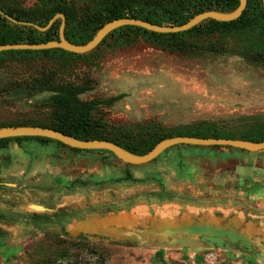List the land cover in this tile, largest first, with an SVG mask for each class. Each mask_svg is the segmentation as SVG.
Segmentation results:
<instances>
[{
	"label": "rangeland",
	"instance_id": "1",
	"mask_svg": "<svg viewBox=\"0 0 264 264\" xmlns=\"http://www.w3.org/2000/svg\"><path fill=\"white\" fill-rule=\"evenodd\" d=\"M19 1L32 7L44 0ZM129 40L112 37L80 61L42 58L1 64L0 123L50 122V95L28 91L42 72L51 73L55 85L87 87L83 101L125 94L112 108L97 109L94 118H103L113 129H141L142 136L200 123L250 132L254 122H264V66L227 54L238 45L234 37L192 39L199 49L189 54L163 50L141 35ZM240 154L255 153L180 146L149 164L133 166L100 151L73 152L37 143L18 148L11 143L0 150V264H43L57 254L65 257L56 264H200L207 255L214 256V264H264V209L255 206L241 211L251 214L242 223L245 234L241 232L251 251L235 243L206 250L199 240L176 249L125 239L132 229L150 228L158 209L176 211L180 205L189 211L193 197L208 195L198 181L187 180L189 173L232 171ZM126 174L143 183H114ZM130 216L137 219L134 227L124 223ZM228 216L229 221L235 218ZM109 217L120 219L110 227L115 236L74 231L81 222ZM79 235L85 240L77 239Z\"/></svg>",
	"mask_w": 264,
	"mask_h": 264
},
{
	"label": "trees",
	"instance_id": "2",
	"mask_svg": "<svg viewBox=\"0 0 264 264\" xmlns=\"http://www.w3.org/2000/svg\"><path fill=\"white\" fill-rule=\"evenodd\" d=\"M238 5L239 0H44L32 7H24L19 0H0V11L17 22L30 23L40 28H44L54 16L62 15L65 18L64 37L66 41L82 46L91 41L105 24L114 20L128 18L156 26L175 27L186 24L203 12L231 13ZM60 24L61 20L58 19L49 30L40 33L30 27L11 24L0 16V46L40 45L58 41ZM214 34L234 37V41L238 45L231 48L234 50L226 51L227 54L235 55L252 65L264 66V11L261 0H247L241 17L229 23L207 20L187 32L178 34H156L135 27H122L106 36L96 49L85 55L71 54L58 49L9 51L0 53V65L5 62L28 63L42 58L67 62L80 61L90 58L101 45L112 37H115L117 41H124L125 38L132 40L137 35H141L163 50L189 54L199 49L192 39L209 37ZM28 91L50 95L47 100L52 109L50 122L17 120L0 123V127L50 129L79 141H107L138 156L148 153L159 142L173 137L229 139L252 143L264 141V122H254L250 132L241 133L224 129L216 130L213 125L205 123L177 129L174 132H168V134H157L154 137L142 136L141 129H113L103 121V118H94V114L99 108H112L126 97L125 94L106 100L83 101L81 97L88 91L87 87L75 84L55 85L51 73L42 72L29 86ZM11 143H14L18 148H21L25 143L55 144L67 148L52 140L25 137L0 140V150H5ZM211 149L224 148L211 147ZM71 151L79 152L74 149ZM100 152L112 155L105 151ZM128 182L143 183L142 180L133 178L129 174L114 183ZM32 220L34 221V219ZM77 239L85 240L83 236H79ZM57 255L44 261L43 264H56L57 259L65 257L63 254Z\"/></svg>",
	"mask_w": 264,
	"mask_h": 264
},
{
	"label": "water",
	"instance_id": "3",
	"mask_svg": "<svg viewBox=\"0 0 264 264\" xmlns=\"http://www.w3.org/2000/svg\"><path fill=\"white\" fill-rule=\"evenodd\" d=\"M247 0H239L238 7L231 13H219L214 11L203 12L196 15L186 24L181 26H156L147 22L134 19H119L111 21L105 24L89 41L87 44L78 46L69 43L64 37V26L65 18L62 15L54 16L44 28H40L36 25L30 23H21L13 20L12 18L4 15L0 11V16L6 19L8 22L18 26L30 27L35 29L40 33H44L52 26V24L60 19L61 24L58 32V41L48 42L40 45H27V44H14V45H3L0 46V53L9 51H45V50H62L67 53L76 55H85L97 48V46L103 41V39L108 36L113 31L122 27H135L147 32L156 34H178L187 32L194 27L198 26L204 21L213 20L220 23L233 22L241 17L243 11L246 8ZM262 8L264 11V0H261ZM44 138L52 140L62 144L63 146L74 149L78 151H105L112 154L116 159L121 161L125 165L140 166L146 165L154 160H156L161 154L172 147H219V148H232L247 153H259L264 151V141L260 143H252L241 140H229V139H202V138H192V137H173L165 139L158 144H156L148 153L138 156L131 154L117 145L107 142V141H79L72 137L66 136L64 134L58 133L54 130L40 128V127H0V140L2 139H12V138ZM111 220L113 225L118 223L119 218L109 217L105 219H93L90 221H85L81 223H93ZM79 223V224H81ZM126 226H135L137 219L134 216L125 218ZM77 224V225H79ZM74 226V231L75 227ZM109 229L113 232L112 236H115L113 229ZM163 222L158 220L155 223L152 222L150 228L148 229H132L127 233L125 239L131 243L137 245H159L165 246L167 248L182 249L194 244L197 240H201L205 243L206 250L216 247L218 249H224V245L228 246V243L240 242L247 251H251V247L247 239L241 234H236L231 230H217L210 226H201L200 224L189 225L187 227H175V226H165ZM77 232V231H76ZM79 233V232H78ZM82 234V233H81ZM86 235V234H85ZM110 236V237H112ZM183 236L182 238H180ZM101 237V236H99ZM108 237V238H110ZM170 239V241H168Z\"/></svg>",
	"mask_w": 264,
	"mask_h": 264
},
{
	"label": "crops",
	"instance_id": "4",
	"mask_svg": "<svg viewBox=\"0 0 264 264\" xmlns=\"http://www.w3.org/2000/svg\"><path fill=\"white\" fill-rule=\"evenodd\" d=\"M263 153L264 151L248 154L247 157L241 154L236 156L233 159L236 164L232 171L218 170L209 176L195 170L190 172L187 180L194 184L198 181L199 185L204 186L205 193L208 191V195L202 196L200 193L202 197H193L196 201L192 203L189 211L180 205L176 211L171 208L158 209L157 220L167 224L165 226L185 228L200 224L217 230H231L245 234L242 223L251 214L246 215L241 211H245V207L253 209L254 206L264 209ZM206 178L208 181L205 182L203 179ZM217 213H221L220 216H217ZM227 215H234L235 218L231 217L232 221H229L230 216ZM248 228L253 229L252 224Z\"/></svg>",
	"mask_w": 264,
	"mask_h": 264
},
{
	"label": "bare ground",
	"instance_id": "5",
	"mask_svg": "<svg viewBox=\"0 0 264 264\" xmlns=\"http://www.w3.org/2000/svg\"><path fill=\"white\" fill-rule=\"evenodd\" d=\"M111 224H112L111 220L93 222V223H81L77 226H82L83 230L79 231L77 229V226L75 227V230L79 233L90 235V236L95 235V236H101V237H110L113 234L112 231H109V226Z\"/></svg>",
	"mask_w": 264,
	"mask_h": 264
},
{
	"label": "built area",
	"instance_id": "6",
	"mask_svg": "<svg viewBox=\"0 0 264 264\" xmlns=\"http://www.w3.org/2000/svg\"><path fill=\"white\" fill-rule=\"evenodd\" d=\"M214 256L207 255L200 264H214Z\"/></svg>",
	"mask_w": 264,
	"mask_h": 264
},
{
	"label": "flooded vegetation",
	"instance_id": "7",
	"mask_svg": "<svg viewBox=\"0 0 264 264\" xmlns=\"http://www.w3.org/2000/svg\"><path fill=\"white\" fill-rule=\"evenodd\" d=\"M30 222L33 223V221H30ZM236 234H240V235H241V232H237ZM79 236H83V235H79ZM79 236H78V237H79ZM83 237L85 238V236H83ZM225 242H226V244L228 243V241H227L226 239H225ZM200 243H202V244L205 245V243L202 242V241H201ZM235 244H236V245H235L236 247H238V248H242L241 245H240V242H237V243H235ZM235 246H234V247H235ZM224 247H225V245H224ZM243 250L246 251L244 248H243Z\"/></svg>",
	"mask_w": 264,
	"mask_h": 264
}]
</instances>
